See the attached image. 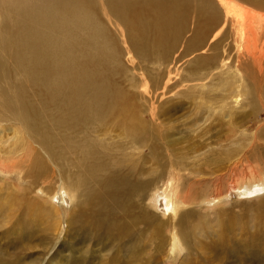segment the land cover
<instances>
[{
  "label": "rangeland",
  "instance_id": "1",
  "mask_svg": "<svg viewBox=\"0 0 264 264\" xmlns=\"http://www.w3.org/2000/svg\"><path fill=\"white\" fill-rule=\"evenodd\" d=\"M234 1L264 13L255 6L264 8L262 0H249L252 4ZM85 3L92 19L90 30L104 28L122 50L116 23L120 19L131 18L137 10L125 9L121 11L123 17L119 18L107 0H85ZM193 3L192 7L196 9L200 2ZM195 12L194 9L189 11L183 31L188 32L177 51L162 54L158 48L160 42L151 38L148 42L150 47L145 51L148 60L139 62L135 59L137 66L133 73L136 77L129 68L127 55L124 57L122 54V62L133 77L132 82L114 73L106 78L105 70L100 66L92 70L99 83L104 81L108 84L114 99L104 116H101V103L94 98L96 93H100L99 89H77L80 76L70 74L65 84L57 83L55 96L48 98L43 88L34 89L30 83V79L45 73L26 69L17 52L0 53V102L6 104L5 107L0 106V264H141L137 252H141L143 258L149 255L153 264H264V233L233 232L241 228H258L264 232L261 225L246 226L255 212L252 208H244L240 202L244 199L237 196V192L231 198L233 209H227L228 218L222 222V228L233 217L239 219L233 225L240 224L235 228L227 225L222 232L215 229L202 238L195 236L192 246L190 244V254L184 252V258H174L169 254L171 227L165 229L163 248H151L153 228L161 220L140 226L139 232L130 229L129 236L120 230L129 215H136L138 208L149 211L147 186L154 193L159 182L172 172V162L183 170L203 169L222 158L224 147L238 139L240 125L250 124L247 127L250 130L246 131L252 135L264 123V92L258 96V115L244 109L234 120H229L226 114L224 118L218 114L221 104L216 90L204 94L191 90L188 96L173 102L167 100L155 110L150 99L142 98L145 87L148 89L146 93H152L158 80V89L162 87L167 67L173 59L180 61L179 82L182 85L196 88L206 83L223 86L225 79L221 63L199 65L191 71L185 64L190 55L185 59L181 56L186 42L193 35ZM153 19L154 14H150L147 22ZM72 22L78 28L80 18L75 17ZM120 31L125 39L129 38L125 27ZM15 33H19L16 27L0 28V34H4L7 40ZM31 36L39 41L40 31L33 32ZM74 38L78 39V34L70 30L66 41L72 43ZM82 51L85 50L82 48ZM19 53L29 56L24 51ZM242 72L244 76L247 73L245 68ZM142 77L146 82L141 81ZM119 96L123 102L113 109ZM137 127L146 131L143 140L131 138ZM235 131L238 135L233 139ZM42 139L49 145L55 144V157L45 155ZM90 140L91 144H87ZM153 143L160 146L158 157H154ZM93 144L97 152L89 157L87 163L103 174L111 175L121 185L111 191L105 202L99 201L96 195L90 200L93 185L82 182L85 160L75 155L84 146L88 148ZM262 148L264 150V144ZM97 154L100 163L96 161ZM39 160L41 164L36 166L35 162ZM10 166L13 169L8 171ZM156 171L158 175L153 176ZM76 177L80 182L73 187L70 182ZM135 178L137 183L146 182L145 197L133 191ZM74 188L81 193L76 199Z\"/></svg>",
  "mask_w": 264,
  "mask_h": 264
},
{
  "label": "bare ground",
  "instance_id": "2",
  "mask_svg": "<svg viewBox=\"0 0 264 264\" xmlns=\"http://www.w3.org/2000/svg\"><path fill=\"white\" fill-rule=\"evenodd\" d=\"M243 1L251 3L249 0ZM107 2L119 18L123 17L121 11L125 9L137 10L131 18L120 19L116 23L119 38L123 43V51L112 41L111 34L104 28L90 30L92 24H89L92 19L85 0H0V28L19 29V33H15L10 40H7L4 34H0V53L16 54L17 52L20 60L25 62L26 69L45 73L30 79V83L34 85V89L43 88L48 98L55 96L57 83L65 84L70 74L80 76L81 80L76 84V88L83 91L99 89L100 93H96L94 98L101 103V116H104V112L108 110L107 106L114 99L108 84L104 81L99 83L92 75V70L100 66L105 70L106 78L114 73L116 76L127 77L129 82H132L133 77L128 74L122 62V54L124 57L127 55L129 68L136 77L133 73L137 66L135 59H139V62L148 60L145 51L150 47L148 42L151 38L160 42L158 48L161 49L162 54L167 55L179 49L180 42L188 32L183 31L187 25L189 11L194 9L196 21L193 35L186 42L185 51L181 56L185 59L190 55L185 64L191 71L199 65L210 66L221 63L225 79L223 86L217 87L214 84L206 85V83L196 88L182 85L179 82L180 61L173 59L167 67V75L162 87L158 89L157 86L160 80L156 82V88L152 93H146L148 89L145 87L142 98L150 99L152 108L155 110L167 100L173 102L180 97L188 96L191 90H197L203 94L209 90H216L219 92V104H221L218 114L223 118L226 114L229 120H234L238 117L239 111L244 109H249L253 114L258 115V96L264 92L263 12L239 5L234 0H107ZM193 2H200L196 9L192 7ZM150 14H154V19L147 22ZM75 17L80 18L78 28H75L72 22ZM121 27L128 30L129 38L125 39L122 35ZM70 30L78 34V39L74 38L71 40L72 43L70 40L66 41L70 36ZM35 31L37 33L40 31L39 41L31 36ZM125 44L128 46L126 47ZM22 51L29 53V56L19 53ZM243 68L247 71L245 76L242 72ZM141 81L146 82L144 77ZM135 86H137L136 83ZM166 96L168 99L165 98ZM122 102L119 96V99L114 102L113 109L120 106ZM0 106L5 107L6 104L0 102ZM248 126L250 124L240 125L238 139L224 147L221 151L222 158L212 161L203 169L183 170L177 168L176 163L172 162L170 164L172 172L165 180L159 182V185L154 188V193H151L152 188L147 186L149 201L146 205L149 211L146 208L145 210L138 208L136 215H129L120 230L125 231L126 236H129L130 229L139 232L140 226H149L161 220V223L153 228L151 248L157 247L160 250L163 248L165 229L168 230L171 227L169 254L174 258H184L183 253L187 254V251L188 253L191 251V241L195 236L198 239L210 231L214 232L215 229L222 232L227 225L231 226L239 220L233 217L222 228V222L228 218L227 209H233L231 198L235 192L237 196L244 199L240 201L243 202L244 208H252L255 212L248 219L246 226L264 227V150L262 148L264 123L254 130L252 135L246 131L250 130ZM145 132L143 128L137 127L131 138L136 141L143 140ZM235 132L233 139L238 135L237 131ZM87 144H91V140ZM41 145L47 157H55V144L49 145L42 139ZM159 147L157 143L152 144L154 157L160 156ZM119 148L118 145L117 149ZM95 152L97 151L93 144L88 148L84 146L82 151L75 155L85 160V178L82 182L93 185L90 200L96 195L99 201L105 202L109 199L111 191L121 185L116 183L111 175L107 176L87 163L89 157ZM95 156L96 161L99 162V155ZM37 164H41V161L35 162L36 166ZM12 169L11 166L7 168L8 171ZM157 175L156 171L153 176ZM136 181L135 178L133 191L145 197L146 182L137 183ZM79 182V177H76L70 183L74 187ZM74 190L76 191L74 199H76L81 196V193L76 188ZM239 224L233 225L232 228ZM233 232H247L253 235L264 233L258 228H241ZM136 256L141 264H153L149 255L143 258L141 252H137Z\"/></svg>",
  "mask_w": 264,
  "mask_h": 264
}]
</instances>
